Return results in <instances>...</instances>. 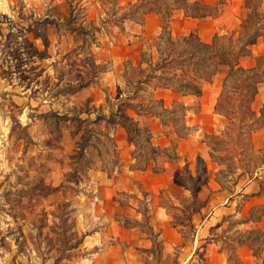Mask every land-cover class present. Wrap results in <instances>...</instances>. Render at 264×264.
Returning a JSON list of instances; mask_svg holds the SVG:
<instances>
[{
  "label": "crops",
  "instance_id": "1",
  "mask_svg": "<svg viewBox=\"0 0 264 264\" xmlns=\"http://www.w3.org/2000/svg\"><path fill=\"white\" fill-rule=\"evenodd\" d=\"M138 1L151 2L141 7L144 14L136 12L119 23L108 21L116 18L112 10L120 15L130 6L138 5ZM74 2L84 11L76 27L90 29L102 23L95 33L92 52L96 65L106 66V70L93 86L82 90L87 101L91 107H102L104 116L110 115L105 104L106 94L111 98L116 87L129 82L131 72L149 67V74L140 79L141 90L133 92L139 98L138 107L125 106L121 113L151 137L149 144L158 151L154 159L148 158L144 167V157L141 160L134 157L136 147L126 129L121 124L113 125L109 135L113 139L116 163L112 169L95 165L89 168L93 183L86 192L90 221L87 226L81 224L88 232L82 242L88 254L78 264H152L153 261L155 264H232L213 236L225 217H243L244 213L248 216L252 210L264 208V124L256 128L251 137V150L258 158V168L252 177L248 175L247 180H242L243 176L235 177L232 188H226V183L214 175L207 184L212 191L209 201L189 211L178 205V198L189 201L197 195L199 189L194 186L203 178L202 166L212 161L206 138L221 134L228 125L229 120L216 106L230 67L222 59L211 81L195 82L196 93L153 86L151 80L144 82L148 75L159 78L163 75L160 71L168 70H155L165 59L190 52L189 40H196L211 51L232 50L238 48L240 39L256 26L260 36L248 47L250 55L237 61V67L254 68L257 59L264 56V29L261 27L264 17L252 26L247 21L250 13L262 11L264 14V0L260 4L257 0L259 6L253 8L248 7L249 0ZM16 5H20L23 12L30 8L37 10L36 16L41 18V6L46 7L47 0H0V25L15 20ZM67 14H62V22ZM257 90L251 109L262 119L264 83L258 84ZM123 97L120 95L119 99ZM179 110H182L179 128H185V138L179 137L180 129L174 122ZM107 161L104 159L105 163ZM216 164L214 173L223 169V163ZM229 179L233 180L232 175ZM243 198L245 200L238 205ZM178 210L192 215L187 223L193 232L188 234V225L176 220ZM256 221L264 230V214ZM254 223L248 219L236 228L243 232ZM210 238L213 240L208 242ZM235 252L238 264H264V254L254 255L245 244H239Z\"/></svg>",
  "mask_w": 264,
  "mask_h": 264
},
{
  "label": "rangeland",
  "instance_id": "2",
  "mask_svg": "<svg viewBox=\"0 0 264 264\" xmlns=\"http://www.w3.org/2000/svg\"><path fill=\"white\" fill-rule=\"evenodd\" d=\"M58 1L47 0L46 7L41 6V18L36 16L37 10L23 12L16 5L15 20L0 25V264H78L87 256L82 242L88 232L81 224L87 226L90 221L86 192L93 183L89 168L112 169L116 163L109 134L114 124L125 128L129 122L121 110L138 107L139 98L133 92L141 90L140 79L150 71L144 67L131 72L129 82L116 87L111 98L106 94L110 115L104 116L102 107H91L82 90L93 86L106 70V66L96 65L92 52L95 33L102 23L90 29L76 27L84 15L82 7L74 0ZM259 4L249 0L248 7ZM64 13L68 16L62 22ZM135 13L129 8L120 15L112 10L116 18L108 21L119 23ZM262 17V11L250 13L248 25ZM160 73L167 76L148 75L144 83L151 80V85H160L164 77L173 74L185 81L192 79L190 72L185 74L173 67ZM230 96L235 98L234 94ZM181 111L174 120L177 129ZM234 129L228 121L221 134L207 136L212 161L202 166L203 178L194 186L199 189L197 195L189 201L178 198L181 208L190 211L206 204L212 194L207 184L214 175L226 183V188H232L235 177H252L258 168L250 143L253 132L248 135L246 127L241 130L244 136L235 144L236 156L230 158L227 149L236 139ZM139 155L140 160L154 159L149 149L140 150ZM216 163H223V169L214 173ZM263 214L264 208H259L248 216L225 217L213 239L227 255L241 244L238 240L254 239L263 255L264 230L256 224ZM191 216L185 210L176 211L179 223L188 225ZM248 219L255 223L240 232L237 223ZM186 232H193V228L188 225Z\"/></svg>",
  "mask_w": 264,
  "mask_h": 264
},
{
  "label": "trees",
  "instance_id": "3",
  "mask_svg": "<svg viewBox=\"0 0 264 264\" xmlns=\"http://www.w3.org/2000/svg\"><path fill=\"white\" fill-rule=\"evenodd\" d=\"M138 2V5L129 7L130 12H139L141 11V7L151 3L149 1ZM141 13L144 14L145 12ZM261 27L264 29V26ZM252 28V31L249 32L246 37L240 39V43L236 49H216L211 51L208 46L197 42L196 40H189L188 43L192 46L190 52H186L184 54L180 53L178 58L165 59L164 62H161L155 67L156 71L173 67L177 70H182L185 74L190 72L192 79L189 81L182 80L173 74L171 78L164 77L165 81L163 83L160 81V85L172 87L174 89L189 90L192 93H196L195 82L199 79L211 81L213 76L216 74L218 64L223 61L222 59L225 60V64L230 67L229 73L224 82V91L222 93V97L225 98V100L220 98L216 106V110L224 114L229 120V124H232L235 127L234 130L237 131V135H235L236 139L235 141H232L234 146L232 145V148L230 149L225 148L227 151H230V158L236 156L237 148L235 147V144L244 136L243 129L246 127L249 131V135L254 131V128L259 127L262 122V119L258 118L252 111L251 103L257 94L258 84L264 83V56L257 59L256 66L252 69L246 70L237 67V61L241 57L250 55L248 47L255 44L260 36V32L256 29V26ZM217 59L218 62H216ZM163 76L167 75L164 74ZM230 94H234L235 98H231ZM236 121L243 122V125L236 124ZM125 129L136 147L134 157L141 158L142 155H139V153L140 150L144 149H149L153 154L158 152L149 144L151 137L143 134L141 130L138 129L135 122L129 120V122L125 125ZM241 130H243L242 133ZM178 134L181 138H185L187 136L185 128L182 129V133L178 132ZM144 164L145 167L147 165L146 159ZM223 220H225V218ZM262 234L264 235V231ZM211 240L213 239H208V242ZM238 241L241 244L249 246L253 250L254 255H260V252L258 251L259 246L258 248L256 247L254 239L247 238ZM261 251L264 252V250ZM228 257L232 264L239 263L236 252H230Z\"/></svg>",
  "mask_w": 264,
  "mask_h": 264
}]
</instances>
